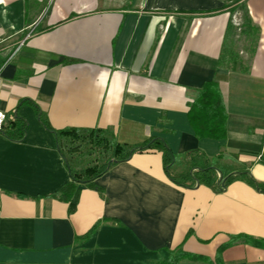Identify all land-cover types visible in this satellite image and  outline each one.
<instances>
[{
	"label": "crops",
	"instance_id": "1",
	"mask_svg": "<svg viewBox=\"0 0 264 264\" xmlns=\"http://www.w3.org/2000/svg\"><path fill=\"white\" fill-rule=\"evenodd\" d=\"M241 2L255 39L229 0H0V110L28 123L20 142L0 132V264H159L176 250L215 260L223 246V264H264L263 248L230 245L264 239V194L244 178L224 192L181 187L159 152L82 187L71 212L53 196L69 171L35 110L56 131L109 129L128 146L162 138L175 155L221 157L224 175L264 185V0ZM231 26L243 47L223 68ZM212 81L228 116L223 140L197 138L188 118Z\"/></svg>",
	"mask_w": 264,
	"mask_h": 264
},
{
	"label": "trees",
	"instance_id": "2",
	"mask_svg": "<svg viewBox=\"0 0 264 264\" xmlns=\"http://www.w3.org/2000/svg\"><path fill=\"white\" fill-rule=\"evenodd\" d=\"M233 1V11L241 10L244 12V25L241 34L255 39L258 32L253 25L246 6L240 2L241 0ZM235 33V29L232 26L229 27L219 63L223 68H232L240 61L239 54L235 49ZM35 110L43 126L55 136L58 150L69 171L70 183L65 185L53 196L59 197V199L68 203L71 212L77 206L82 187L94 188L96 180L107 173L113 166L129 161L135 154L148 151L159 152L163 155L164 166L170 179L181 187L196 188L203 185L213 188L217 192H224L231 183L239 178H244L256 190L264 194V185L258 184L247 173L224 175L216 167L221 157L208 159L200 151L190 152L185 155H175L170 150L166 141L158 137H152L140 145H122L118 142L114 131L109 129L75 128L56 131L43 120L38 107L35 106ZM188 118L197 138L214 140H223L226 138L228 116L217 82H208L198 91L196 98L190 104ZM27 129V121L23 117L15 115L9 119V122L7 117V122L0 129V132L10 140L20 142L25 139ZM84 146L89 147L87 151L88 156L92 154L99 156L94 161L95 164L86 168L76 169L72 164V158L82 153ZM183 163L189 167V172L185 176L175 174L174 168ZM219 173L221 177H219ZM94 231L95 229H92L84 238H88ZM240 241L264 249V239L249 236L235 237L230 245ZM226 247L223 246L220 248L215 260L176 250L171 252L168 260L162 261L159 264H179L183 260L198 261L205 264H223L222 253Z\"/></svg>",
	"mask_w": 264,
	"mask_h": 264
},
{
	"label": "rangeland",
	"instance_id": "3",
	"mask_svg": "<svg viewBox=\"0 0 264 264\" xmlns=\"http://www.w3.org/2000/svg\"><path fill=\"white\" fill-rule=\"evenodd\" d=\"M242 1V0H241ZM240 1V2H241ZM230 5H234V1L233 0H229ZM242 3V2H241ZM237 11V10H236ZM240 32H238L239 34ZM241 39V38H240ZM241 41V40H240ZM243 47V44L240 43L239 41H236V45H235V49L237 50V52H239L241 50V48ZM89 147L88 146H84L82 153H79L78 156L73 157L72 158V164L76 169H80V168H86L90 165L95 164V160L97 159V157L99 155L97 154H92L90 156H88L87 151H88ZM79 163H82L81 165Z\"/></svg>",
	"mask_w": 264,
	"mask_h": 264
},
{
	"label": "built area",
	"instance_id": "4",
	"mask_svg": "<svg viewBox=\"0 0 264 264\" xmlns=\"http://www.w3.org/2000/svg\"><path fill=\"white\" fill-rule=\"evenodd\" d=\"M32 34H33V31L27 35L26 40L29 39L30 37H32ZM6 121H7L6 113H4L3 111L0 110V129L3 127V125L6 123Z\"/></svg>",
	"mask_w": 264,
	"mask_h": 264
}]
</instances>
